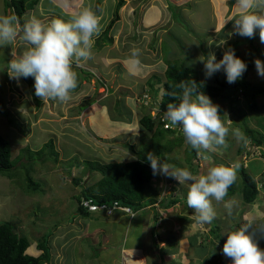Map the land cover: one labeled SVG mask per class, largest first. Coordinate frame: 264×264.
<instances>
[{
	"label": "rangeland",
	"instance_id": "374dc122",
	"mask_svg": "<svg viewBox=\"0 0 264 264\" xmlns=\"http://www.w3.org/2000/svg\"><path fill=\"white\" fill-rule=\"evenodd\" d=\"M122 1L124 3L121 5V0H42L25 13L24 22L36 17L48 24L55 18L67 21L84 7L90 6L102 17L100 35L93 38L92 59L81 61L79 66L73 63L78 86L66 103L52 100L44 103L35 95L34 77H22L19 80L9 77L8 64L14 59L12 49H15L17 57L26 50V45L19 37L13 44L0 46V135L11 143L15 163L14 169L8 171L6 176H0V224L11 222L17 226L18 233L31 242L32 246L28 250L31 255L39 254V240H49L53 264L60 262L63 255V264H120L126 246H122L124 236L116 228H128V242L132 243L134 251L142 252L143 249L147 254V249L151 248L154 250L155 263L173 264L163 261L168 260L170 253L166 257L161 254L159 249L162 244L157 245L152 238L155 230L152 222H155V212H160L157 219L163 220L160 233L172 240L165 249L177 248L174 241H178L177 237L182 235L179 232L182 221L179 223L174 220L173 227L164 220L181 214L193 217L194 210L186 209L184 201L173 208L168 207V211V208L160 206L147 207L134 220L128 217L119 220L118 215L104 209L102 213L93 212L89 221L86 216L77 215L76 210L83 186L101 178L99 173L90 175L82 162L91 160L106 164L137 159L145 147L141 118L149 113L157 121H164L160 104L169 62L187 65L193 70L194 76L206 83L212 84L216 79L227 81L223 71L206 79L204 64L198 58H207L209 53H215L219 62L224 51L231 48L236 57L247 65V81L264 90V77L258 75L254 63L256 59L264 62V44L259 40V31L255 38L230 35L235 23L232 18L237 14L234 7L236 0H181L178 6L169 0H149V3L146 0L142 6L135 7L133 0ZM117 11L119 18L111 25ZM221 40L226 43L218 47ZM133 48L140 50L138 64L130 62ZM241 98V103L235 106L243 112L246 123L264 132V93L256 98L260 108L258 112L250 111L246 100ZM82 106L85 108L80 111ZM229 109L226 102L225 126L230 129L227 148L207 152L208 159H204L203 154H197L196 161L191 147L185 145L183 134H168L161 144L172 142V149L164 150L165 156L160 161L173 162L176 167L188 170L190 166L198 167L200 171L196 175L206 174L208 168L213 166L223 163L231 166L241 161L257 181L264 179V158L260 148L252 146L250 141L240 148L242 141L237 142L232 137L231 129H240L242 120ZM176 127V134L182 133ZM163 128L166 129L165 126ZM147 134L152 136L151 133ZM176 142L179 143L175 145ZM49 143H52L56 153L53 154L49 147L39 153ZM27 147L35 152L30 154L33 159L31 162L28 160L26 165L22 164L26 162L22 149L26 150ZM239 148L241 152L238 154ZM153 154L157 156V152ZM29 176L37 186H29ZM76 178H82V187L76 186ZM152 184L158 201L187 196V187L175 179L156 175ZM239 186L240 183L237 188ZM262 196L258 203L264 211V194ZM224 203L213 200L216 212L214 220L218 221L213 220L208 228L207 224L189 223L193 224L188 232L190 235L195 230L203 232V235L208 234L204 235V243H201L203 235H198L197 242L201 245L193 249H197V257L189 264H226L225 259H231L225 258L222 252L224 234L239 229L243 222H258L264 216V212L257 215L251 212L243 214L241 204L234 207L233 214L229 216ZM122 211L130 212L127 209ZM143 217L150 218L149 230L142 227ZM74 218L78 219L75 223L72 222ZM68 221L72 224L65 226ZM59 226L65 227L57 230ZM112 227L116 234L111 232ZM111 233L114 237L109 240V247H102ZM63 237L68 239L60 241ZM153 237L157 240L156 235ZM255 239L260 249L264 250V238L257 236ZM206 248L208 254L201 259Z\"/></svg>",
	"mask_w": 264,
	"mask_h": 264
},
{
	"label": "clouds",
	"instance_id": "9594fccd",
	"mask_svg": "<svg viewBox=\"0 0 264 264\" xmlns=\"http://www.w3.org/2000/svg\"><path fill=\"white\" fill-rule=\"evenodd\" d=\"M234 7L237 14L232 18L235 23L230 35L255 38L258 30L259 40L264 44V0H236ZM11 11L12 9L8 8L5 17H0V46L13 44L19 37L26 45V50L17 57L15 49H12L14 59L8 64L9 77L15 80L34 77L35 95L44 103L49 100L66 103L78 86L73 63L79 66L81 61L92 59L93 38L100 35L102 17L89 6L67 21L55 18L44 24L32 17L21 25L18 17L11 15ZM225 43L226 41L221 40L217 46L222 47ZM139 55L140 50L133 48L130 62L138 64ZM198 59L204 64L206 79L223 71L227 82L233 84L241 79L247 70L246 63L237 58L231 48L224 51L219 62L215 53H209L207 58L200 56ZM254 63L258 75L264 77V62L256 59ZM196 85L195 81H181L176 86L182 90L181 93L170 94L179 99L180 103L168 104L162 118L163 127H174L171 130L176 131L178 126L185 145L202 155L205 152H215L219 148H227L230 129L221 120L219 106L213 104L203 92L198 91ZM231 134L237 142L245 141L239 128L231 129ZM203 158L208 159L207 156ZM147 159L154 176L163 175L187 187V208L194 210L193 217L196 223L201 225L211 224L216 218L213 200L217 203L225 201L229 188L236 181V169L239 167L238 164L218 165L208 168L206 174L196 175L187 168H178L166 161L161 162L153 153H148ZM79 197L77 209L83 207L90 214L102 213L103 210L94 213L89 211L82 204L87 199L86 196ZM236 206L238 201L235 199L224 203L229 216L233 214ZM257 235L264 238V216L258 222L250 221L239 229L228 232L222 249L223 255L230 258L233 264H264V250L260 249L255 239Z\"/></svg>",
	"mask_w": 264,
	"mask_h": 264
},
{
	"label": "trees",
	"instance_id": "16d2710c",
	"mask_svg": "<svg viewBox=\"0 0 264 264\" xmlns=\"http://www.w3.org/2000/svg\"><path fill=\"white\" fill-rule=\"evenodd\" d=\"M41 1L42 0H10V2H8L6 0L5 7H7V11L8 8H11V15L17 16L20 24L23 25L25 13L34 9ZM120 4L122 5V0ZM118 18L119 15L117 11L115 13V19L111 22V25L115 23ZM76 71L78 72V70ZM81 72L85 71L81 70ZM181 81H195L198 91L203 92L211 99L213 104L219 106V114L224 123L226 118V102H228L229 110L235 112L242 120L239 127L245 136V141H250L252 146L260 148V152L264 158V132L257 130V128L250 127L246 123L243 112L239 111L235 106L241 103V97H243L246 100L250 111L258 112L260 110L256 98L260 94H263L264 90L250 84L246 79V72L243 73L241 79L233 84H229L227 81L219 79H216V81L211 84L194 76L193 70L187 65H178L175 62H169L166 70V82L163 87V99L160 104V110L163 113L167 111L168 104L175 103L178 105L180 103L179 99H176L170 94L176 93L179 95L181 93L182 90L176 87ZM84 108L85 106L80 107V111ZM140 124L144 129V131H142V142H145V147L142 150V153L138 154L137 159L127 162H110L106 164L98 161L85 160L82 162V165L89 170L90 175L92 173H99L101 178L85 187L82 184V178L74 179L76 186H83L82 195L86 196L87 199L91 198L95 204L107 205L108 207H112L114 203H118L120 207L130 209V212H122L119 210H117V212L125 215L129 219L131 218L132 220L136 219V217L138 218L140 215L139 213L142 211L145 212L147 207H153L158 201L156 189L153 188L152 184L154 175L150 167V162L147 159L148 153H152V151L155 150L157 156L159 155V157H161L159 159H163L165 156L164 150L171 151L173 143L166 142L165 145H163L161 144V141L165 139L168 134H182H176L177 132L175 130L164 129V123H161L160 119L157 121V119H154L149 113L141 118ZM147 133H151L152 136L150 137ZM245 141L241 142V149L246 144ZM178 143L179 142H176L175 145ZM48 147L53 154L56 153L52 143L45 144L39 153ZM240 148L238 149V154L241 152ZM135 149L136 147L133 149L134 153ZM191 150L194 160L197 161L196 150L192 148ZM22 152L25 153L24 156L26 158V162H23L22 164L27 165V163H29V161L31 162L33 159V156L30 154H33L35 151L27 147L26 150L22 149ZM12 153L13 148L11 143L0 135V176H6L8 171L14 169L15 163L12 158ZM203 155L206 156L208 153L205 152ZM19 162L21 163L22 159H20ZM168 163L174 164L169 161ZM236 164L239 165L236 169V181L229 188L224 202L226 203L229 200L238 199L244 204H254L260 199V195L264 190V179L257 181L255 176L250 173L249 169L244 166L243 162L240 161ZM174 165L177 166L176 163ZM223 165L226 166L224 163ZM189 170L193 174H197L198 171H200V168L190 166ZM262 176L264 177V172ZM27 180H29L30 187L37 186L30 176L27 177ZM238 183H240L239 188H237ZM186 198L187 196L183 198L175 197L171 200L163 199L161 205L166 209L171 205L180 203L181 201L186 203ZM79 199L80 197H78V201ZM185 206L187 209V203ZM114 212L116 213V211ZM77 215L89 217L91 214L87 209L78 207ZM155 215V220H157L160 212H155ZM186 217L187 216H184L182 218L186 220ZM16 227L17 226H14L11 222L0 224V264H52L53 252H51L52 249L49 246V240H39V243H37V249L41 251V254L38 256L30 255L27 251L31 246V242L26 236L20 235L18 233L19 228L17 227V229Z\"/></svg>",
	"mask_w": 264,
	"mask_h": 264
},
{
	"label": "crops",
	"instance_id": "0c3cea01",
	"mask_svg": "<svg viewBox=\"0 0 264 264\" xmlns=\"http://www.w3.org/2000/svg\"><path fill=\"white\" fill-rule=\"evenodd\" d=\"M153 0H151V2H152ZM169 1H172V3L176 6H178V4H180L179 3V1H181V0H169ZM133 2H135V4H134V6L133 7H135L136 5H140V6H142V4H143V2L145 3L146 2V0H133ZM147 2L149 3V0H147ZM124 3V1H122V4ZM214 6V5H213ZM6 13H7V11H6V8H5V0H0V17H5V15H6ZM262 194H264V190H263V192L261 193V196H260V199H261V197H263L262 196ZM163 200V199H162ZM161 200V201H162ZM161 201H157L154 205H153V207H158V206H160V208H163V206L161 205ZM236 201H238V204H241V206H242V209H241V211L243 210V214H248L249 212H251V213H254V214H258L259 212L261 213V212H264L261 208H262V206L258 203V200L256 201V203H254V204H244L242 201H240V200H236ZM157 204V205H156ZM177 204H179V203H177ZM177 204H174V205H171L170 207H175ZM169 207V208H170ZM166 209L167 211L168 210H170V209ZM165 209V208H164ZM157 210V209H156ZM159 210V209H158ZM219 212V211H218ZM239 212V211H238ZM116 215H118V218L117 219H119V220H122L124 217H126L125 215H122L121 213H118V212H116L115 213ZM140 214V213H139ZM189 214V213H188ZM79 216H81V217H83L82 215H79ZM184 216H186L185 214H181V215H179L178 217H176V216H174V217H172V216H169V217H172V218H167V219H165L164 221H166L168 224H169V226L171 225V226H173V227H175L174 226V224H175V221H179V223H181V221H182V226H181V229L179 230V232L182 234L180 237H177V239H178V241H174V245L175 246H177V248H175V249H172V250H167V249H165V247H167L168 246V244H169V242L171 243L172 242V240L171 239H169L168 237H166V236H164V235H162V233H160V230H159V228H162V227H160L161 226V222L163 221V220H161V221H158V220H155V222H152V226H153V228L155 229L154 231H153V234H152V238L154 239V241H155V243L157 244V245H161L162 244V246H160V248L161 249H159L160 251H161V254L163 255V256H165L166 257V255L168 254V253H170L169 254V258H168V260H163V261H169V262H173V264H176V262H177V264H189V263H191L190 261L191 260H193V259H195L196 257H197V254H195V252L197 253V249H195L194 251H193V249L195 248V246L196 247H198V246H200L201 245V243H204L205 242V239H204V235H208V234H204L203 235V232H199V231H194V234H191L190 235V233H188V232H190L191 231V229L193 228V224L195 223V224H197L196 223V221H195V219H194V217H190V216H188V217H186L187 219L186 220H184L182 217H184ZM86 219H88L89 221L92 219V217L90 218V217H86ZM149 219L150 218H148V217H143V219H142V227H144V228H146V229H148L149 230V227H148V225L150 224V222H149ZM76 220V218H74V220L72 221V222H74ZM78 220V219H77ZM76 220V221H77ZM130 220H132L131 218H130ZM175 220V221H174ZM244 220V219H243ZM214 221H218V219H216V220H214ZM72 222H68L65 226H68V225H71L72 224ZM119 222H121V221H119ZM122 222H125V221H122ZM190 222H192L193 224H189ZM75 223V222H74ZM117 224H119L120 225V223H117ZM243 224H245V222H243ZM154 225H156L157 227L155 228V226ZM199 225V224H198ZM209 225L210 224H207L206 226H207V228L209 227ZM65 226H59L58 228H57V230L59 229V228H61V227H65ZM151 226V227H152ZM152 228V229H153ZM230 227H228L227 229L230 231V229H229ZM117 230H119V234H120V232H121V234L124 236V238H123V240H121V243H122V246L124 245V246H126V248L125 249H123V253L125 254L123 257H122V261L120 262V264H157V263H155L156 261H155V259H153V252H154V250L152 251V249L151 248H148L147 250H148V253L146 254V252L142 249V252H138L137 250L136 251H134V247L132 246V243H130V242H128V240L130 239V232L128 231V228H116ZM56 230V231H57ZM151 230V229H150ZM203 230V229H202ZM111 232H113V234H116L115 233V228H113L112 227V231ZM164 232V231H163ZM151 233V232H150ZM200 234H202L203 235V239L204 240H202L201 241V243H198L197 242V237H198V235H200ZM226 234L227 233H225L224 234V239H225V241H224V243L226 242ZM156 235V238H157V240H155V238L153 237V236H155ZM189 235V236H188ZM61 236V235H60ZM84 236H86L87 237V235H85L84 234ZM83 236V237H84ZM112 237H114V235H112V233L110 234V236L109 237H107L106 238V241H107V243H105L102 247H109V244H108V242H109V240L112 238ZM60 238V237H59ZM67 237H63L62 239H59L60 241H62V240H67L66 239ZM90 238V236L88 237V239ZM109 238V239H108ZM108 239V240H107ZM211 240V239H210ZM215 241H217V239H215ZM104 242V241H103ZM211 242H213L212 240H211ZM208 243V241L205 243V244H207ZM193 244H195L193 247H192V245ZM224 245V244H223ZM32 246V245H31ZM30 246V247H31ZM217 247V246H216ZM222 247V246H221ZM29 250V249H28ZM206 251L201 255V259H203L204 257H206L207 256V254H208V251H207V248L205 249ZM37 251L39 252V254L38 255H40L41 254V251H39L38 249H37ZM27 253H28V251H27ZM63 253L65 254V251H63ZM29 254V253H28ZM31 255V254H30ZM38 255H33V256H38ZM195 257V258H194ZM58 258H60V255H59V257ZM125 258H127L126 259V261H124L123 262V260ZM226 258V257H225ZM56 259H57V257H56ZM64 260H65V258H64V255H63V257H62V260L60 261V262H56L55 264H63V262H64ZM225 260H227V262H226V264H231V260H228V259H225ZM202 261V260H201ZM222 263V262H221ZM53 264V263H52ZM163 264V263H162ZM233 264V263H232Z\"/></svg>",
	"mask_w": 264,
	"mask_h": 264
},
{
	"label": "built area",
	"instance_id": "2783aa9c",
	"mask_svg": "<svg viewBox=\"0 0 264 264\" xmlns=\"http://www.w3.org/2000/svg\"><path fill=\"white\" fill-rule=\"evenodd\" d=\"M82 204L87 207L89 209V211L94 212V211H98V210H108L109 212H114L115 210H119V208L121 209H127V208H122L119 206L118 203H114V205L112 207H108L107 205H97L94 203V201L92 199H86L82 202ZM119 207V208H116ZM105 209V210H104ZM130 211V209H127Z\"/></svg>",
	"mask_w": 264,
	"mask_h": 264
}]
</instances>
